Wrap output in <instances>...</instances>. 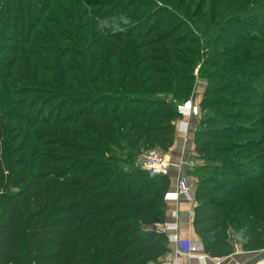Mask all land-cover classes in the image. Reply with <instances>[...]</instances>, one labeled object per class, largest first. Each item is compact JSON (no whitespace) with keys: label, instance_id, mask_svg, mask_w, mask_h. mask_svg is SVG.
<instances>
[{"label":"rangeland","instance_id":"1","mask_svg":"<svg viewBox=\"0 0 264 264\" xmlns=\"http://www.w3.org/2000/svg\"><path fill=\"white\" fill-rule=\"evenodd\" d=\"M13 1L20 2V0H0V35L7 36L4 37L7 43H0V97L3 101L0 102V162L3 165L2 170L10 181L18 180L16 165L21 161L24 162L23 173L28 177L38 171L36 168L34 172H31L32 157L36 153H39L41 161H46V168L50 172H58V169L51 167L48 162L49 156L58 154V149L48 146L49 139L64 143H71L70 137L76 136L83 138L90 136L91 140L95 139L97 133L93 128V123L80 118L89 110L99 115L126 109L150 111L156 108L155 103L178 109L183 103L190 101L198 107V115L195 118L180 115L179 119L173 121L175 127L173 146L164 151L159 146L150 144L147 150L161 152L173 165H180L179 174L186 178L192 195L198 185L196 174L203 173L210 166L219 170L220 173H225V176L219 177L224 185L239 187V191H245L238 199L240 202L236 205L237 209L240 208L242 199L249 200L251 196L254 198V203L259 205V198L264 194V189H262L264 186V152L263 149H254L249 154L246 152L249 148L258 146L259 138L247 135L246 130L258 127L256 125L260 119L254 109L257 103L251 97L250 92L255 86L253 74L258 73L264 76V70L255 68L248 62L247 57L253 53L261 54L264 47H260L258 43L250 49L246 47L240 53L241 60L238 62L235 61L236 55H228V52L248 37L261 36L257 30L251 31L248 24L253 19L258 21L260 14H264L260 9L264 8V3L254 4L256 0H242V3L236 5L232 2L233 0H212L222 1V7L214 10L201 9L200 12V6L208 0H172L171 2L161 0H57L54 5H58L59 2L63 4L69 2L67 5H71L72 9L65 10L67 14L63 15V22L67 21L70 16L67 11H73L75 21H70L69 26L77 27V32L75 35L71 33V36L66 33V29H63L57 34L50 33L46 36L44 31L49 30L50 24L52 29H56L53 25L56 15L48 12L47 16L50 18L43 22L42 30H36L32 34L34 40L32 44L37 43V48L35 45L31 47L18 45L17 36L22 28H24L22 32L28 29V24L25 23L28 16L36 10L39 15L43 13L45 1L22 0L21 7L16 4V10L12 9ZM144 2H147V5H144ZM178 2L180 5L177 4ZM185 3L192 4V7L194 4L198 6L192 12L186 13ZM4 6L8 9L3 8ZM145 6H148V9H145ZM104 8H106L105 11ZM93 11L95 14L92 13ZM102 12H105L104 21H97L96 14ZM133 12L141 13L134 15ZM201 13H213L217 18L216 29L209 40L208 37L211 34L205 38L187 23L190 14L192 18H198ZM160 14L178 20L169 25L165 31L166 34L169 35L177 30L179 32L176 38L188 35L191 37L188 43H192L184 48L186 53L175 51V60L179 62L178 65L168 68L165 62L169 60V57H164V63L157 67L163 68L158 69L159 72L160 70L166 72V75L158 76L160 85L145 86L148 76L140 75L145 68V63L137 69L136 62L141 64L143 54L147 55L153 49L143 48V44L134 43L133 40L125 41L123 47L117 49L114 40L118 42V40L130 38L132 33L146 30L150 24L157 22ZM244 22H247L246 27ZM15 26H18L16 33L14 32ZM79 37H81V43L76 41ZM91 40L93 43H90ZM88 43L90 46H87ZM127 44H131V47ZM32 47H36L38 51L36 54L43 56L41 61L33 55ZM16 48L18 51L12 55L14 52L12 49L16 50ZM52 48H65L70 50V53L61 57L56 55L47 57L44 52L51 54L50 49ZM258 48L261 51H257ZM254 50L256 52H253ZM25 51H27V56L29 52L32 56H23L22 52ZM61 71H65V78H62ZM8 72L23 74L22 78H25L30 86L37 88L51 89L55 86L54 83L60 86V81H66V88L62 91L60 89L50 100H44V97L39 95L40 91L30 93L24 91L21 81L14 78L7 80ZM3 80L5 83H1ZM35 80L38 81L34 85ZM47 80L54 83L47 82ZM173 82L178 84L174 92L172 91ZM2 84L5 85L2 87ZM131 84L136 86L137 90L130 89ZM180 88L184 89L183 94L188 95L186 100L179 99V95L176 97V92H182ZM50 92L52 91H47V94ZM211 93L216 95L211 97L209 96ZM84 103L88 104L81 106ZM204 103L208 105L205 112L200 107ZM71 105H80V107L71 110L69 109ZM61 110H63L62 113ZM61 118L68 122L80 118L79 127L69 129L67 133L68 130L57 126L58 122L61 124L59 121ZM126 121L127 123L122 124L112 119L115 135L119 134L121 137L125 134L126 130H121V126H127L130 121ZM179 123L187 124L186 133L177 132L179 125L185 127ZM198 128L205 131L207 138L215 142L207 145L203 137L197 142L194 132ZM103 130L106 131L105 128ZM219 138L224 140L216 142ZM105 145L115 148L112 143ZM199 148L206 149V154L198 153L196 150ZM210 150H226L229 153L223 159L208 162L207 155ZM15 152H21L17 161L10 159ZM145 152H147L146 149H141L133 168L124 164L117 165V168L136 180ZM80 159L78 160L82 161ZM177 172L178 169H172L169 181L171 190L176 183ZM14 192L15 189H12L9 193ZM195 205V202L167 204L165 216L171 219L173 215L178 214L179 216V213L185 210L192 212ZM232 215L235 216V219L231 221L234 224L239 215L237 211H233ZM255 220L257 221L254 224L242 227L238 234L250 235L249 240L257 245L251 247L253 250L248 252L263 256L264 219L262 213L259 217L255 216ZM143 229L148 230L146 227ZM227 230L232 240L233 235H236V230ZM167 257H163L161 261L167 260Z\"/></svg>","mask_w":264,"mask_h":264},{"label":"trees","instance_id":"2","mask_svg":"<svg viewBox=\"0 0 264 264\" xmlns=\"http://www.w3.org/2000/svg\"><path fill=\"white\" fill-rule=\"evenodd\" d=\"M21 1L18 3L13 1L12 9L16 7V4L21 7ZM43 1H45L43 13L39 15L37 10L34 11L25 20L28 29L23 32L24 28L19 30L18 45L29 47L35 45L37 47V43L32 44L34 41L32 34L36 30H42L43 22L50 18L47 16L48 12L56 15L53 19L56 29H52L50 24L49 30L44 31L46 36H49L50 33L57 34L63 29H66V33L69 35L76 34L77 27L69 26L70 21H75L73 11H67L70 14L69 21L63 22V15L67 14L65 10L72 9L71 5H67L69 2L66 4L59 2L58 5H54L57 0ZM161 1L171 2L172 0ZM232 2L238 5L242 3V0H233ZM258 3H264V0L254 2V4ZM177 4L180 5V2ZM144 5H147V2H144ZM197 6L198 4H194L192 7V4L185 3L184 9L186 13H190ZM218 7H222V1L208 0L203 6H200V12L201 9L214 10ZM3 8L8 9L7 6ZM145 9H148V6H145ZM260 9L264 12V8ZM105 10L106 8H104ZM92 13L95 14L94 11ZM133 13L137 15L141 12ZM104 15L105 12L96 14V20L104 21ZM188 19L187 23L205 38L211 34L208 40L218 23L213 13H201L198 18H192L190 14ZM258 19V21L253 19L248 25L251 31L257 30L261 36L248 37L242 43H238V46L230 49L228 55L235 54V61L241 60L240 53L246 47L250 49L257 43L260 47H264V14H260ZM177 21L175 18L160 14L157 22L150 24L146 30L132 33L130 38L118 40V42L114 40L117 49H121L127 40L141 43L144 45L143 48L153 49L147 55L143 54L141 64L136 62L137 69L145 63L144 70L140 72L142 77L148 76L145 86L160 85L158 76L166 75V72L161 70L159 72L158 69L163 68L157 67L164 63V57H169V60L165 62L168 68L172 65L176 66L179 62L175 60V51L186 53L184 48L192 43H188V40L191 39L188 35L176 38L179 32L177 30L169 35L165 33L169 25ZM244 25L246 27L247 22H244ZM212 27L215 28L212 29ZM14 28L16 30L13 31L16 33L18 26ZM4 37L7 36L0 35V43L6 44ZM81 37L76 41L81 43ZM90 43H93V40ZM90 43L87 46H90ZM127 46L131 47V44H127ZM36 47H32V53L41 61L43 56L36 54L38 53ZM256 50L261 51L259 48ZM17 51L18 48L12 49V55ZM50 51H52L51 54L50 52L47 54L46 51L44 54L47 57L48 55L61 57L70 53V50L65 48H52ZM262 51L259 55L253 53L247 59L255 68L264 70V49ZM19 53L21 52L19 51ZM22 55L32 56L30 52L27 56V51L22 52ZM60 74L62 78H65V71H61ZM6 75H8L7 80L14 78L21 81L24 91L30 93L40 91L39 95H42L44 100H50L60 89L62 91L66 88V81H60V86H58L51 80H47V82L54 83L55 86L51 89H44L30 86L27 80L22 78L23 74L8 72ZM252 77L255 86L250 94L257 103L254 109L260 120L256 125L257 128L246 130L248 131L247 135L254 138L259 137L258 146L249 148V151H246L248 154L254 149H263L264 152V76L257 73ZM37 81H34V85L37 84ZM1 83H5V80ZM4 85L2 84V87ZM177 85L176 82L173 84V92ZM130 89L137 90L133 84ZM180 89L182 92H176V97L179 95V99L186 100L188 95L183 94V88ZM47 91L52 92L47 94ZM215 95V93H211L209 96ZM70 98L75 99L74 97ZM0 102H3L1 97ZM86 104L88 103L81 104V106ZM154 105L156 108L150 111L126 109L102 115L95 114L92 110H86L88 112L80 118L93 123V128L97 133L95 139L91 140L90 136L88 138L69 136L71 143L57 142L54 139L48 140L49 147L58 149V154L48 157L51 167L58 169V172H50L46 168V161H41L39 153H36L32 157L31 172H34L36 168L38 171L28 177L23 173L24 162L21 161L16 165L19 178L13 182L2 170L3 165L0 162V264L163 263L161 259L172 251L167 237L143 228L162 225L169 220L165 216L167 203L163 201V195L171 190L169 183L171 174L167 177H151L139 169L136 180H133L128 174L117 168L119 164L133 168L141 149L148 151L147 146L150 144L159 146L164 151L173 146L175 133L173 121L179 119L180 115L176 108L158 103ZM76 107H80V105H71L69 109L72 110ZM200 107L205 112L208 105L204 103ZM80 118L70 122L61 118L59 120L61 124L58 122L57 126L65 128L69 133V129L79 127ZM112 119H116L122 124L127 123L126 120L130 121L127 126H121V130H126L123 137L114 134L115 127ZM202 137L207 145L215 142L207 138L205 131L198 128L194 132V138L199 142ZM223 140L219 138L216 142ZM107 143H112L115 148L106 146ZM196 151L202 155L206 154V149L203 148ZM20 153L15 152L10 159L17 161ZM228 153L226 150H210L207 155L208 162L223 159ZM221 176H225V173H220L219 170L208 166L203 173L196 174L198 185L193 193L196 205L192 209V234L203 244L204 252L213 258L227 257L233 253L231 237L227 229L236 230V235H233L232 239L244 251L253 250L251 247H256L257 243L249 240L250 235L244 236L238 232L242 227L254 224L257 221L255 216L259 217L262 213L264 219V194L259 198V205L254 203V198L251 196L249 200L242 199V204L237 209L236 205L240 202L238 199L245 191H239V187L224 185L219 179ZM12 189H15V192L9 193ZM233 211H237V215H239L234 224L231 223L235 219V216L232 215Z\"/></svg>","mask_w":264,"mask_h":264},{"label":"built area","instance_id":"3","mask_svg":"<svg viewBox=\"0 0 264 264\" xmlns=\"http://www.w3.org/2000/svg\"><path fill=\"white\" fill-rule=\"evenodd\" d=\"M177 112L183 117L195 118L199 110L197 106L187 101L178 107ZM179 124H183L185 127L179 125L177 132L186 133L188 131L187 124ZM173 168L178 169L176 183L172 190L164 193L163 201L167 204H179L181 201L186 203L193 202V195L188 187L186 178L179 174L180 165H173L163 153L156 150L147 151L142 156L141 169L151 177H167L171 174ZM178 227V214L173 215L169 222L148 227L149 231L165 235L173 250L162 264H181L183 259L197 261L200 264H224V258H213L206 254L203 244L199 240L194 241L190 238H182Z\"/></svg>","mask_w":264,"mask_h":264},{"label":"crops","instance_id":"4","mask_svg":"<svg viewBox=\"0 0 264 264\" xmlns=\"http://www.w3.org/2000/svg\"><path fill=\"white\" fill-rule=\"evenodd\" d=\"M181 202L186 203L184 201H181ZM185 215H188V216H185ZM192 218L193 217H192L191 210H189L188 212L185 210L184 212H181V214L179 213L178 231L182 238H190L191 240L195 241L197 239H195L191 234ZM170 220L171 219H169V221ZM231 243L233 246V253L227 257H222L225 259L224 264H264V255L260 256L259 254L255 255L254 252L251 253V252L244 251L238 243H235L233 241V239L231 240ZM181 264H200V263H198L197 261H193V260L183 259Z\"/></svg>","mask_w":264,"mask_h":264}]
</instances>
